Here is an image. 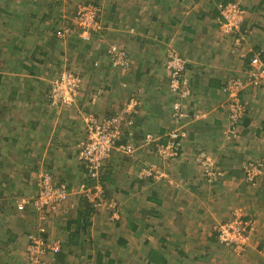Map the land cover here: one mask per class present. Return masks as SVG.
<instances>
[{
  "label": "crops",
  "instance_id": "1",
  "mask_svg": "<svg viewBox=\"0 0 264 264\" xmlns=\"http://www.w3.org/2000/svg\"><path fill=\"white\" fill-rule=\"evenodd\" d=\"M66 1L0 0V29L11 23L30 28L21 51L7 52L10 56L3 52L7 43L0 36V264H31L26 260L27 239L35 233L50 243L60 242L56 252L64 259L49 253L48 264H84L82 249L87 253L92 240L103 236L131 252L136 247L129 239L140 225L149 229L147 219L153 220V248L166 246L169 252L166 264H194L195 257L205 264H222L221 250L232 253L214 240L212 229L238 208L256 222L249 250L264 254V87L244 91L248 113L236 137L228 140L229 94L224 86L243 75L247 60L234 54V39L221 31L224 0H90L101 8L100 32L84 40L72 31L69 39L59 41L65 28L72 30L77 8L70 11L71 2L67 6ZM239 3L248 24L264 29V0L227 4ZM245 44L241 51L253 50ZM111 45L126 54L128 67L112 66L107 55ZM169 49L186 61L192 100L184 111L201 119L183 120V155L164 162L154 145H164L166 132L173 128L170 115L176 98L168 92L165 69ZM66 68L84 79V87L73 106L51 107L49 83ZM125 109L127 122L115 146L128 144L132 152H113L101 175L106 194L120 206L121 222L114 224L104 213L84 210L78 188L86 174L77 161L78 145L85 138L88 116L102 120ZM199 152L208 155L216 179L206 180V171L193 164ZM153 165L164 178L143 179L148 178L143 171ZM247 167L261 170L254 184L246 181ZM41 173L54 175L71 195L47 220L37 217L36 222L30 201L38 193ZM190 230L202 241L196 244L199 256L193 258L185 252ZM122 240L125 245L119 244Z\"/></svg>",
  "mask_w": 264,
  "mask_h": 264
},
{
  "label": "built area",
  "instance_id": "2",
  "mask_svg": "<svg viewBox=\"0 0 264 264\" xmlns=\"http://www.w3.org/2000/svg\"><path fill=\"white\" fill-rule=\"evenodd\" d=\"M187 2L189 0H180ZM101 9L92 4L78 6L77 11L72 21L74 27L78 31L79 37L88 40V37L97 32L99 27V16ZM222 17L221 31L225 35H231L238 29L242 20V12L237 4H227L220 10ZM71 29L65 28L62 36H66ZM70 34V33H69ZM59 36V35H58ZM237 48L241 44V40H235ZM107 55L110 57L111 64L114 68L128 67V59L126 54L115 45H111L107 50ZM165 69L169 78L168 90L175 96L172 104L173 121L177 122L190 119L189 122L201 119V116L196 113L189 116L184 111L183 104L190 97V92L187 87V81L184 78L186 71V61L179 57L178 53L169 49L166 52ZM243 57V55H241ZM244 81L228 80L225 90L229 94L227 103L230 130L228 131V139L235 138V129L238 125V120L244 113V107L239 99V92L246 86L264 87V59L261 55L253 52L249 58L248 68L244 72ZM81 76L75 72L62 71L56 78L49 83V91L47 99L51 107H71L75 104L76 95L81 86ZM129 110L125 109L115 116L110 118L97 120L93 116H88L86 121L85 138L78 145L77 161L85 170V179L93 181L91 184L81 183L78 192L82 198L91 203L93 207L110 211L111 218L118 220L119 216L116 211L117 203L114 200H107L104 197L102 184L99 182V176L102 174L104 162L111 157L113 152H121L131 154L132 147L130 145H121L116 147V142L120 139L122 126L127 122L126 117ZM185 136L181 126H176L166 132L167 141L164 145H154V150L157 157L164 162L175 161L181 151V138ZM146 140L151 142V137L147 136ZM157 140L153 139V143ZM206 156L204 153H199L195 161L200 164V167L205 169V175L210 179L216 177L215 173L211 172L210 162L202 160ZM246 181L254 184L255 177L261 174V170L255 167H247ZM143 176L153 177L155 179L164 178L155 165L143 171ZM38 193L31 199L30 204L36 213L38 219L44 221L48 214L56 212L64 202L69 199L71 193L67 185L58 184L53 175L41 173L37 180ZM256 222L248 219L241 208L236 209L231 218L226 221L215 223L213 226L214 235L218 243L233 251L239 253L246 249L250 237L254 234ZM60 242L44 241L39 235H29L26 255L28 262L31 264H44L42 258L49 253L59 250ZM243 248V249H242ZM242 249V250H241Z\"/></svg>",
  "mask_w": 264,
  "mask_h": 264
},
{
  "label": "trees",
  "instance_id": "3",
  "mask_svg": "<svg viewBox=\"0 0 264 264\" xmlns=\"http://www.w3.org/2000/svg\"><path fill=\"white\" fill-rule=\"evenodd\" d=\"M228 1L229 0H224L223 2H221V5H223L222 6V8H224L226 5H227V3H228ZM92 4L93 5H95L94 4V2H92ZM238 5V8H239V10L242 12V20H241V22H240V24H239V27H238V29L237 30H235L233 33H231V35H228V36H230L231 37V39L233 38L234 40H233V48L236 50L237 49V46H236V43H235V40L236 39H239V40H241V43L243 44L244 43V41H246V39H249L250 38V28L251 27H253V26H251V25H249L248 24V21H247V19H246V11H245V9H244V7L242 6V4L241 3H239V4H237ZM255 8H252L253 9V12L254 11H257L258 9H259V7L261 6V3H260V1L259 2H255ZM221 10V9H220ZM216 14H217V12H215ZM221 17V16H220ZM199 19L203 22V18L202 17H200L199 16ZM221 19H222V17H221ZM205 20V19H204ZM206 21V20H205ZM69 23V22H68ZM16 26L15 27H13V24L11 23L10 24V26H9V28H1L0 29V36L5 40V43H7V45H4V47H2L3 48V52L5 53V54H8L7 52H14V53H16V52H20L21 51V49H22V46H23V38L26 36V33L29 31V27H27V26H19V24H15ZM206 25V24H205ZM31 26V25H30ZM73 27H74V24H73ZM75 28V27H74ZM256 28L258 29V26H256ZM22 31H24V33H22ZM45 31H51L50 29H45ZM55 31V30H54ZM72 31H73V28H72ZM13 33H15V35L13 34ZM77 34H78V31H77ZM72 36V34H67L63 39H59V41L61 40V41H64V40H67V39H69V37H71ZM6 46V47H5ZM9 48H11L10 50H9ZM253 50H250V51H248L247 52V50H245L244 52L243 51H239V52H237L238 51V49H237V51H235V53L234 54H242V55H245V58H246V60H247V64L245 63V68H244V71H243V75H241V76H239V77H236V78H230L229 80H240V81H244V79H245V74H244V72H245V70H247V66H248V61H249V58L253 55V52H255V53H258V54H260L261 55V58H263L264 59V51H261V49H260V46H254L253 48H252ZM8 50V51H7ZM259 50V51H258ZM9 56H10V54H8ZM12 55V54H11ZM166 55V54H165ZM179 55V54H178ZM166 57V56H165ZM179 57H181L182 59H184L181 55H179ZM240 58H242L241 57V55L239 56ZM244 58V59H245ZM166 60H167V57H166V59H165V64H166ZM4 65V60L1 62V66H3ZM61 73V72H60ZM59 73V74H60ZM57 77V76H56ZM55 77V78H56ZM184 78L186 79V77L184 76ZM167 80H168V84H169V78H167ZM227 83V82H226ZM187 87H188V84H187ZM225 87V86H224ZM248 87L249 88H253V86L251 87V86H246V87H244L240 92H239V99H240V102H241V104H242V106L244 107V113H243V115H242V117L238 120V125L236 126V127H234V128H236L235 130H237V129H239L240 127H241V125H242V122H243V120H244V118H245V116L247 115V113H248V106H247V103H245V102H243L244 100L242 99V95H243V93H244V91L246 90V89H248ZM188 90H189V92H190V97L186 100V101H184V105L186 106V105H188L189 103H190V101L192 100V92H191V90H190V88L188 87ZM168 92L171 94V92L168 90ZM227 92V91H226ZM173 97H175L173 94H171ZM224 95H226V94H224ZM47 102H48V105H50L49 104V101H48V99H47ZM188 114V113H187ZM189 115V114H188ZM194 115V114H193ZM189 116H192V115H189ZM170 117L172 118V120L174 119L173 117H172V113H171V115H170ZM185 121H190V119H187V120H185ZM194 122V121H193ZM230 122V121H229ZM231 123V122H230ZM229 123V124H230ZM177 124H183L182 123V121H177ZM231 126V125H230ZM229 127V126H228ZM231 128V127H230ZM225 130V129H224ZM223 130V131H224ZM185 133V132H184ZM236 134H237V131H235V137H236ZM186 136V135H185ZM185 136L183 137V138H181V151L179 152V156L177 157V159H179V158H181L182 157V155H183V139L185 138ZM233 139V138H232ZM228 140H230V139H228ZM199 153H201V152H199ZM198 153V154H199ZM112 156V155H111ZM197 156V155H196ZM196 156H194V158H193V164L195 165V166H197V167H199L200 166V164H198L197 162H195V158H196ZM110 159V158H109ZM109 159H107L105 162H104V164H103V169H104V166H105V163L109 160ZM176 159V160H177ZM202 160H207V161H209V157H208V155L206 154V156H204V158L202 157ZM80 166H82L81 164H80ZM215 167H217V166H215ZM82 168H83V166H82ZM201 168V167H200ZM103 169H102V173H103ZM84 172H85V170H84ZM202 172L204 173L205 172V169L204 168H202ZM102 175V174H101ZM204 175V177H205V179L206 180H208L209 178L207 177V175H205V174H203ZM53 178L55 179V181H56V177L53 175ZM153 178V177H152ZM214 179H216L217 177H213ZM143 179H146V180H152L150 177H148V178H143ZM58 184H64V183H61V182H58V181H56ZM99 182L102 184V187H103V185H104V181H103V176H99ZM82 183H85V184H92L93 183V181H91V180H88V179H84L83 180V182ZM66 185V184H65ZM103 190H104V188H103ZM104 197H105V199L107 200V202H109L112 198H110V196H108L107 194H106V192H105V190H104ZM82 200V202H83V204L85 205V208H84V210L87 212V214H88V211H89V209L90 210H92V211H96V212H99V213H104L103 215L108 219V221L109 222H111V223H116V224H118L119 222H121V219L119 220V218H118V220H113L112 218H111V214H110V211H108V210H104L103 208L102 209H98V208H95V207H93L92 206V204L91 203H89V202H87V200L85 199V198H82L81 199ZM105 211V212H104ZM116 211H117V213H118V216H119V214H120V217H121V211H120V206L117 204V208H116ZM106 213H109L108 215L106 214ZM49 215H51V214H48L47 216H46V220H47V218L49 217ZM34 217H35V220H36V222H37V215L36 214H34ZM133 227H135V225H133ZM36 229L38 228V227H35ZM36 234V233H35ZM31 235V234H30ZM213 236H214V234H213ZM41 237V236H40ZM42 238V237H41ZM214 240L215 241H217V239H215V236H214ZM27 241H28V239H27ZM45 241V240H44ZM167 240L165 239V238H160L159 239V243H164L165 244V242H166ZM215 241H214V244H215ZM77 242H79V241H77ZM218 242V241H217ZM113 243L114 242H112V244L111 245H113ZM119 244L120 245H122L123 244V240L121 241V242H119ZM164 244H162V245H164ZM219 244V243H218ZM75 245H76V242H75ZM123 245H125V244H123ZM220 245V244H219ZM221 246V245H220ZM144 247H146L145 245H144ZM221 247H223V246H221ZM165 248H166V246H161V248H153V247H148V248H146L145 250H146V252L144 253V256H145V260H146V262L148 263V264H166V262L169 260V258H168V255H169V252L168 251H165ZM224 249H227V250H229L228 248H225V247H223ZM143 250H144V248H143ZM143 250H142V253H143ZM114 249L113 248H111V247H109L108 245H107V241L105 240V236H103V237H101V240H99V241H96V239H94V240H92V242H91V246H90V248H89V250L87 251V253H85V251H84V249H82V251L80 252V254L81 255H83L84 257H86V264H120L121 263V260L122 259H116V258H113V253H114ZM230 251V250H229ZM55 253V255H58L59 253H57V252H54ZM70 255H73V253L72 252H68ZM94 254V255H93ZM54 255V256H55ZM63 255L64 254H59L58 256H57V258L56 259H58L59 261H61V260H63L64 259V257H63ZM65 256V255H64ZM119 256V255H118ZM201 257H195V262L197 261V262H200L201 261V259H200ZM75 259H77V257L75 258ZM84 263V264H85Z\"/></svg>",
  "mask_w": 264,
  "mask_h": 264
},
{
  "label": "rangeland",
  "instance_id": "4",
  "mask_svg": "<svg viewBox=\"0 0 264 264\" xmlns=\"http://www.w3.org/2000/svg\"><path fill=\"white\" fill-rule=\"evenodd\" d=\"M92 2L93 1H90V0H88V1L87 0H82V1H76V2H73V0L72 1L71 0L68 1V3H70V5H71L70 6L71 7L70 11L73 10L74 7L78 8V6H82V5H86V4H92ZM68 3L66 1V5L67 6H69ZM94 6H97V7L100 8L99 5L95 4ZM77 8H76V11H77ZM73 20H74V18H73ZM99 27H100V23H99ZM100 30H101V27H100V29L97 32H94L93 34H96V33L100 32ZM250 30H251L249 32L250 33V38L246 39V41H244V42H246V44L245 43H243V44L241 43L239 45V47L237 48L238 51H240L243 48L242 45L244 46V44L245 45H249L251 48H253L254 46H256L254 43L260 44V49H262L264 51V29H257V28L251 27ZM73 32L77 33V30L74 27H73ZM69 33L72 34V30ZM93 34H91V36H93ZM91 36H89V38ZM64 37L65 36H62L61 39H63ZM237 49H236V51H237ZM171 50H173V49H171ZM175 52H177V51H175ZM238 55L240 56L242 54H238ZM66 71L67 72H72L71 69H68V68H66ZM81 79H82L81 86H80V89L77 92L76 99H77V96H78L80 90L84 87V79L82 77H81ZM170 122L172 123L171 126H173V127L181 126L183 128L184 132L187 129L186 125L177 124V123H175V121L172 122V120H170ZM182 123H184V121H182ZM147 221H149L148 224L151 225L149 227V229L148 230H145V229L143 230V226L140 225L138 230L133 235L134 238H130L129 239V242L131 241L132 244L136 247L134 251H131V252L127 251V249H125V247H123V246L122 247H118V246L114 245V243H113V245H111L110 244L111 241H107V244H110L111 248H113L115 250L114 253H113V258L122 259L120 264H148L146 262L145 256H144V253L146 252V250L144 249L143 253H142V251H140L141 244L142 243L144 245L146 244V243H144V241H146L148 243L146 245V248H148L149 246L153 247V220L151 219V221H152L151 222L149 219H147ZM214 225H215V223H214ZM137 233H138V235H137ZM186 239H187V241L185 242V244H186L185 245V252L189 253V256L191 258H193L194 256H199V252L197 251V248H199V247H196V244H198V242H202L200 237H199V235L196 232L190 230L189 237L187 236ZM251 241H252V237L250 238L248 244L246 245V249L244 248V250H242L243 249L242 248L241 249L242 251H240L239 253H233V251L230 250L231 253H232V255H230V254H228V252H226L224 250H221L219 260L222 262V264H262V263H264V254L263 253L256 252L255 250H253V251L249 250L251 248ZM130 247H131V245H130ZM211 252L212 251H209L207 256H208V259L211 262H213L214 257H213V254ZM190 253H192V254H190ZM18 256H19V254H18ZM227 257H228V259H227ZM26 260L29 261L28 260V256H26ZM253 260H255V262ZM42 261L44 262V264H48V259H46L45 257L42 258ZM191 263H194V264H205L204 261H200L199 263L191 261ZM51 264H53V263H51Z\"/></svg>",
  "mask_w": 264,
  "mask_h": 264
},
{
  "label": "clouds",
  "instance_id": "5",
  "mask_svg": "<svg viewBox=\"0 0 264 264\" xmlns=\"http://www.w3.org/2000/svg\"><path fill=\"white\" fill-rule=\"evenodd\" d=\"M173 128H174V127H173ZM182 131H183V128H182ZM194 160H195V159H194ZM195 162H196V161H195ZM256 179H257V178H256ZM256 179H255V180H256ZM254 182H255V181H254ZM229 250H230V249H229Z\"/></svg>",
  "mask_w": 264,
  "mask_h": 264
}]
</instances>
